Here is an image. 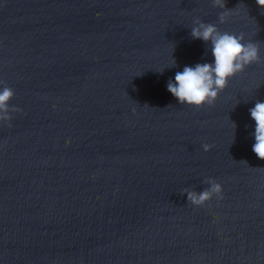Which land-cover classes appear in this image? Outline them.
Instances as JSON below:
<instances>
[{
	"label": "water",
	"instance_id": "water-1",
	"mask_svg": "<svg viewBox=\"0 0 264 264\" xmlns=\"http://www.w3.org/2000/svg\"><path fill=\"white\" fill-rule=\"evenodd\" d=\"M225 4L0 0V88L19 110L0 122V264H264L249 112L264 102V9ZM196 19L243 34L261 59L201 108L167 91L185 66L214 62ZM209 179L222 198L188 203Z\"/></svg>",
	"mask_w": 264,
	"mask_h": 264
},
{
	"label": "clouds",
	"instance_id": "clouds-1",
	"mask_svg": "<svg viewBox=\"0 0 264 264\" xmlns=\"http://www.w3.org/2000/svg\"><path fill=\"white\" fill-rule=\"evenodd\" d=\"M256 4L264 9V0H255ZM213 7L227 9L225 0H213ZM230 10L222 11L219 22L224 23ZM193 39L201 40L210 45L213 63H198L194 67L185 66L182 71L175 73L174 82H167V91L182 105L201 108L204 105H212L229 80L237 74L245 71L254 63H260L259 45L252 42L245 43L243 34L236 35L228 32H220L211 23H205L200 19L194 21L191 28ZM175 66V60L173 59ZM14 98V91L4 86L0 88V122H9L10 111H19L9 108L10 101ZM251 118L255 121V143L252 151L258 158L264 160V102L257 101L255 106L249 109ZM210 145L204 144L203 150L209 151ZM208 188L201 192L195 190L186 191L187 202L194 206H202L215 195L222 198V185L215 180L206 181Z\"/></svg>",
	"mask_w": 264,
	"mask_h": 264
}]
</instances>
